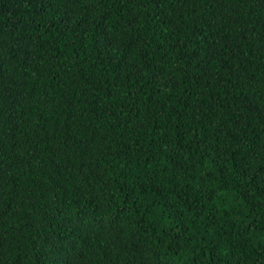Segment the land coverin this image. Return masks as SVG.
Masks as SVG:
<instances>
[{
  "label": "trees",
  "instance_id": "16d2710c",
  "mask_svg": "<svg viewBox=\"0 0 264 264\" xmlns=\"http://www.w3.org/2000/svg\"><path fill=\"white\" fill-rule=\"evenodd\" d=\"M0 264H264V0H0Z\"/></svg>",
  "mask_w": 264,
  "mask_h": 264
}]
</instances>
